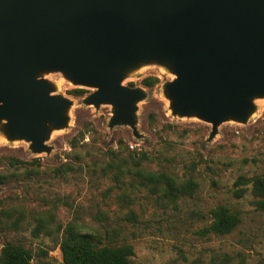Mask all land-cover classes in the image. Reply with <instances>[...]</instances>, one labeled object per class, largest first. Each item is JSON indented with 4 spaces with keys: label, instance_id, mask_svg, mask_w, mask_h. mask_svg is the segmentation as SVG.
<instances>
[{
    "label": "rangeland",
    "instance_id": "rangeland-1",
    "mask_svg": "<svg viewBox=\"0 0 264 264\" xmlns=\"http://www.w3.org/2000/svg\"><path fill=\"white\" fill-rule=\"evenodd\" d=\"M146 76L158 82L147 86ZM42 77L54 84L53 94L73 104L67 126L50 131V152L35 153L25 139H9L0 124V174L6 176L0 209L21 222L19 229L0 225V252L7 242L20 243L31 250L33 264H65L60 240L73 222L105 242L131 243L136 264H264V210L256 207L251 184L236 185L240 176L264 175V97L253 99L256 108L246 122L225 120L211 137V123L172 113L164 84L174 74L144 64L123 80L146 92L137 103L136 136L129 125H110L111 104L84 102L93 88L80 87L86 91L76 95L79 86L62 73ZM9 157L24 164L16 169ZM136 161L145 171L192 179L197 187L171 199L162 187L145 183ZM218 205L238 211L240 223L229 234L198 235Z\"/></svg>",
    "mask_w": 264,
    "mask_h": 264
},
{
    "label": "water",
    "instance_id": "water-1",
    "mask_svg": "<svg viewBox=\"0 0 264 264\" xmlns=\"http://www.w3.org/2000/svg\"><path fill=\"white\" fill-rule=\"evenodd\" d=\"M149 63L166 66L174 115L246 122L264 97V0H0V124L35 153L73 101L42 77L60 72L93 88L84 102L111 104L110 125L138 136L143 88L123 84Z\"/></svg>",
    "mask_w": 264,
    "mask_h": 264
},
{
    "label": "trees",
    "instance_id": "trees-1",
    "mask_svg": "<svg viewBox=\"0 0 264 264\" xmlns=\"http://www.w3.org/2000/svg\"><path fill=\"white\" fill-rule=\"evenodd\" d=\"M143 84L153 86L158 82L157 76H146L142 80ZM84 88H74L72 92L76 95L85 93ZM71 145H75L73 142ZM10 165L18 169L24 164L22 160L16 157H9ZM136 172L140 175L146 184H152V188L164 191V195L174 199L182 194L192 193L197 187L192 179L184 182L167 172L145 171L138 168L141 161L134 163ZM6 180V176L0 174V183ZM252 186V191L256 197L255 205L258 209L264 210V175L252 177L240 176L236 185ZM238 190L237 195L242 196ZM243 191V190H242ZM212 222L197 231V234L205 237L210 234L224 235L231 233L240 223L241 217L238 211H232L225 205H218L212 211ZM12 212L6 208L0 209V225L3 228L21 227L20 217L11 218ZM4 217H7L4 219ZM60 248L65 264H136L133 261L135 254L134 246L128 242L110 243L105 242L98 233L81 231L76 223L69 222L63 230L60 240ZM46 253V252H45ZM33 254L30 249L20 243L7 242L0 252V264H33ZM202 264L200 260L196 263Z\"/></svg>",
    "mask_w": 264,
    "mask_h": 264
}]
</instances>
